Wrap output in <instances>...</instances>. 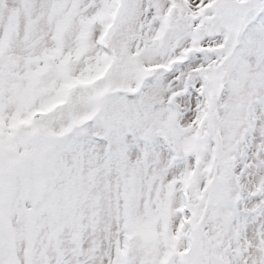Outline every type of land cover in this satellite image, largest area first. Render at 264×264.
<instances>
[{
	"label": "snow or ice",
	"instance_id": "snow-or-ice-1",
	"mask_svg": "<svg viewBox=\"0 0 264 264\" xmlns=\"http://www.w3.org/2000/svg\"><path fill=\"white\" fill-rule=\"evenodd\" d=\"M0 264H264V0H0Z\"/></svg>",
	"mask_w": 264,
	"mask_h": 264
}]
</instances>
